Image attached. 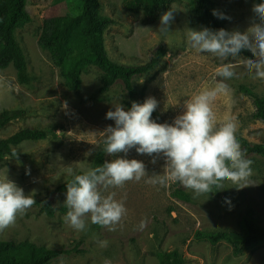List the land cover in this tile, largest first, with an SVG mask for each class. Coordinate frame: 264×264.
<instances>
[{"label": "rangeland", "instance_id": "rangeland-1", "mask_svg": "<svg viewBox=\"0 0 264 264\" xmlns=\"http://www.w3.org/2000/svg\"><path fill=\"white\" fill-rule=\"evenodd\" d=\"M125 1L101 0L99 14L113 20L103 31L105 50L114 61L138 64L145 62L159 43L164 45L166 53L160 63L149 74L136 78L135 85L144 99L151 96L157 100L160 117L155 122L171 124L182 113L185 100L221 79L215 71L222 62L210 54H198L186 45L187 30L203 28L188 21L190 0H172L174 20L167 35L158 32L164 12L156 20L144 22L142 11L127 10ZM211 1L228 12L229 31H245L254 18L253 0ZM78 4L77 0H26L31 19L16 28L15 36L26 58L28 81L20 83L12 65L0 68V111H22L21 117L0 129V137L21 128L42 129L48 135L42 140L20 143L15 148L22 156L7 157L0 164V171L7 169L8 178L25 195L35 190L34 196L42 197L52 191L69 177L62 166L73 165L77 172L91 168L95 153L104 150L105 128L115 126L113 120L106 118V112L114 110L117 103L127 109L121 82L99 92L101 72L91 64L81 72L79 88L69 89L50 53L38 43L44 19L74 12ZM225 62H237L238 66L234 69L236 75L224 81L230 93L219 95L213 104L216 118L234 117L238 122L236 137L251 143L261 142L264 124L252 117V101L239 85L264 95V80L254 79L239 64V58L235 61L229 57ZM117 155L142 161L148 176L164 173L162 156L137 154L135 149L126 156ZM105 158L109 161L116 157L105 153ZM246 158L252 161L248 186L237 188L225 181L223 189L214 188L209 195L195 198L192 190L179 183L154 185L147 182L148 177L138 182L128 181L119 188H101L102 195L114 192L115 199L122 201L127 210L115 231L91 224L90 220L86 232L74 230L64 221L66 192H52L48 197L55 208L52 216L32 206L17 216L13 226L0 232V239L29 240L48 248L73 249L48 264H104L105 259L111 264H158L160 252L174 249L185 257L184 264H264V242L236 255L224 240L213 244L195 237L197 230H239L241 219L248 215L264 226V158L256 154ZM177 188L186 191L190 199L175 197L173 191ZM144 219L147 226L139 230ZM98 240H107L108 246L99 247Z\"/></svg>", "mask_w": 264, "mask_h": 264}, {"label": "clouds", "instance_id": "clouds-1", "mask_svg": "<svg viewBox=\"0 0 264 264\" xmlns=\"http://www.w3.org/2000/svg\"><path fill=\"white\" fill-rule=\"evenodd\" d=\"M174 11L169 9L160 16V34L171 32L169 25L174 20ZM251 11L254 18L243 32L206 27L187 30L189 49L198 54H210L222 62L215 71L216 77L221 79L185 100L182 113L171 124L151 119L158 106L151 96L143 103L131 102L128 109L117 103L114 110L106 112V118L113 120L115 126L109 125L103 132L104 152L116 158L79 174L73 165L62 166L71 177L66 183L65 223L78 232H86L90 220L91 224L115 231L127 210L122 201L115 199L114 192L102 195L100 189L123 187L128 181L138 182L145 177L154 185L179 183L192 190L194 198L209 195L214 188L216 191L223 189L225 181L237 188L249 185L252 161L246 158L236 137L238 122L232 116L217 120L213 104L219 95L230 93L224 81L236 75L234 69L238 63L225 62L229 57L235 61L239 58V64L254 79L264 80V2L254 3ZM213 15L227 18L216 10ZM243 50L249 51L254 59L241 58L239 54ZM131 149L141 155L162 156L165 160L163 175L148 176L142 161L117 155L124 153L126 156ZM16 156L13 150L8 159ZM155 162L153 159L152 163ZM34 195L35 190L25 195L23 189L8 178L7 169L0 171V232L13 226L17 216L25 214L36 203ZM146 226L147 220H141L139 230ZM97 243L101 248L108 246L107 240ZM104 264H111V261L105 259Z\"/></svg>", "mask_w": 264, "mask_h": 264}, {"label": "trees", "instance_id": "trees-1", "mask_svg": "<svg viewBox=\"0 0 264 264\" xmlns=\"http://www.w3.org/2000/svg\"><path fill=\"white\" fill-rule=\"evenodd\" d=\"M78 6L74 12L66 15L48 17L43 20L38 43L41 48L50 53L51 59L65 79L66 86L77 90L81 83V72L87 65H93L101 72L99 92L108 91L117 81H120L127 96L126 107L131 102H144V96L135 85V79L149 74L162 60L166 53L163 44L159 43L150 51L149 58L138 64H124L112 60L104 47V28L113 22L112 19L99 14L101 0H77ZM188 21L191 25H199L211 30L226 27L228 12L217 8L211 0H190ZM264 0H253L261 3ZM172 0H126L125 8L131 12L142 11L144 22H152L163 13L171 9ZM213 10L222 13L226 19L213 15ZM253 15V13H252ZM31 19L26 10V0H0V68L9 65L15 69L16 78L20 83L28 81L27 62L23 49L15 36L16 28L29 22ZM243 58L254 59L252 54L243 50L239 54ZM252 101L254 110L252 117L264 124V95L254 92L244 85H239ZM22 111L3 109L0 111V129L10 122L21 117ZM160 114L155 110L151 119L158 120ZM47 132L37 128H21L16 132L0 137V164L16 150L19 159L22 153L15 147L24 141H35L47 138ZM246 157L256 154L264 158V137L261 142L251 143L243 137H237ZM106 161L104 150H98L92 160V167L102 165ZM78 174L81 171L77 172ZM71 179L60 182L52 191L42 197L34 196L40 211L52 216L55 208L48 197L52 192H66V183ZM173 195L181 200L188 201L189 194L177 188ZM239 230H216L195 232L198 239H206L215 244L226 241L236 255H241L251 247L264 242V226L257 223L251 215L244 216L240 221ZM72 248H48L37 245L29 240L14 241L0 239V264H48L52 260L72 252ZM185 257L176 249L162 251L159 254L158 264H184Z\"/></svg>", "mask_w": 264, "mask_h": 264}]
</instances>
